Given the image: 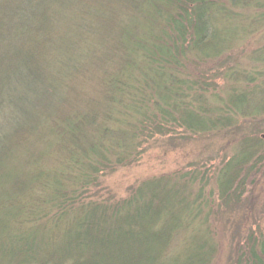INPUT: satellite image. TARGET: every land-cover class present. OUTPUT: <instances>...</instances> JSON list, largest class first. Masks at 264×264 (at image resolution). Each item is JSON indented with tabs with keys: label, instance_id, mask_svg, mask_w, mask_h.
<instances>
[{
	"label": "trees",
	"instance_id": "1",
	"mask_svg": "<svg viewBox=\"0 0 264 264\" xmlns=\"http://www.w3.org/2000/svg\"><path fill=\"white\" fill-rule=\"evenodd\" d=\"M261 5L0 0V264H213L182 190L141 187L116 201L98 193L100 178L131 157L156 115L209 127L205 87L182 72L232 52L255 28L243 13ZM261 53L252 61L264 66ZM93 81L96 94L87 92ZM256 91L229 102L248 105ZM237 165L236 173L253 168ZM234 168L222 172L233 183ZM250 235L234 264H264V237Z\"/></svg>",
	"mask_w": 264,
	"mask_h": 264
},
{
	"label": "rangeland",
	"instance_id": "2",
	"mask_svg": "<svg viewBox=\"0 0 264 264\" xmlns=\"http://www.w3.org/2000/svg\"><path fill=\"white\" fill-rule=\"evenodd\" d=\"M236 14L240 17L242 13ZM243 15L249 16V24L255 27L242 32L241 39L248 38L241 42L235 39L232 52L227 46L218 59L194 63L189 72H182V76L205 87L199 94L201 109L208 111L205 117L220 121L213 120L200 131L182 126L185 122L179 116L177 123L162 119L165 123L156 115L152 118L155 126L146 127V132L137 136L138 148L131 157L103 170L102 190L98 192L114 194L118 201L141 187L158 185L159 189L182 190L195 207L191 220L199 223L213 264H234L240 244H246L251 231L264 237V101L257 92L264 88V66L252 61L254 54L264 52V5L252 7ZM253 91L254 98L248 105L229 102L236 101V96L244 102ZM87 92L98 93L96 81ZM186 104L193 109V101ZM244 152L249 154L243 156ZM240 157L245 158L241 161ZM237 164H246L247 171L253 168L248 174L243 168L236 173ZM226 165L235 166L233 174L238 176L234 183L232 175L222 174ZM220 176L223 182L218 181ZM241 180L246 181L242 182L243 189L238 186ZM226 183L232 189L223 193Z\"/></svg>",
	"mask_w": 264,
	"mask_h": 264
},
{
	"label": "bare ground",
	"instance_id": "3",
	"mask_svg": "<svg viewBox=\"0 0 264 264\" xmlns=\"http://www.w3.org/2000/svg\"><path fill=\"white\" fill-rule=\"evenodd\" d=\"M134 194H135V192H134ZM131 195H133V193H132V194H129L128 197H130ZM112 197L115 198V195L113 194ZM115 199H116V198H115ZM168 248H169V247H168Z\"/></svg>",
	"mask_w": 264,
	"mask_h": 264
}]
</instances>
